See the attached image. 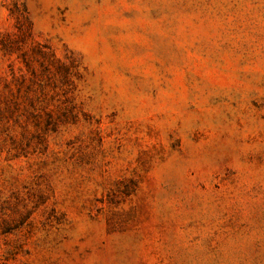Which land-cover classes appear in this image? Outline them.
<instances>
[{
  "label": "rangeland",
  "instance_id": "obj_1",
  "mask_svg": "<svg viewBox=\"0 0 264 264\" xmlns=\"http://www.w3.org/2000/svg\"><path fill=\"white\" fill-rule=\"evenodd\" d=\"M0 264H264V0H0Z\"/></svg>",
  "mask_w": 264,
  "mask_h": 264
}]
</instances>
